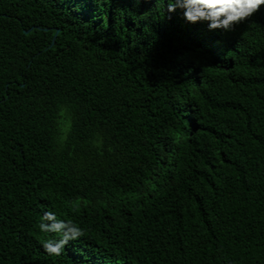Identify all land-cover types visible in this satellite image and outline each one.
<instances>
[{"label": "trees", "instance_id": "trees-1", "mask_svg": "<svg viewBox=\"0 0 264 264\" xmlns=\"http://www.w3.org/2000/svg\"><path fill=\"white\" fill-rule=\"evenodd\" d=\"M0 264H264V6L0 0Z\"/></svg>", "mask_w": 264, "mask_h": 264}, {"label": "clouds", "instance_id": "clouds-1", "mask_svg": "<svg viewBox=\"0 0 264 264\" xmlns=\"http://www.w3.org/2000/svg\"><path fill=\"white\" fill-rule=\"evenodd\" d=\"M168 13L182 10L184 20L190 24L206 23L209 31L225 34L251 17L264 0H164ZM39 230L45 234L43 249L52 255H60L69 242L83 237L85 228L74 218L59 217L55 210H44ZM55 234V235H53Z\"/></svg>", "mask_w": 264, "mask_h": 264}, {"label": "water", "instance_id": "water-1", "mask_svg": "<svg viewBox=\"0 0 264 264\" xmlns=\"http://www.w3.org/2000/svg\"><path fill=\"white\" fill-rule=\"evenodd\" d=\"M53 41H54V37H53Z\"/></svg>", "mask_w": 264, "mask_h": 264}]
</instances>
